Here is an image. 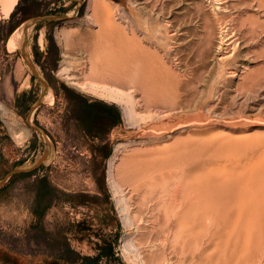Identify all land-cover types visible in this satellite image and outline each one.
I'll return each instance as SVG.
<instances>
[{
	"label": "rangeland",
	"instance_id": "obj_1",
	"mask_svg": "<svg viewBox=\"0 0 264 264\" xmlns=\"http://www.w3.org/2000/svg\"><path fill=\"white\" fill-rule=\"evenodd\" d=\"M100 2L114 32L93 0H19L8 17L0 0V264H62L66 242L85 256L107 247L101 264H264V0ZM135 46L178 79L143 81L130 120L105 87L127 83L92 63L121 67ZM42 179L52 192L38 215Z\"/></svg>",
	"mask_w": 264,
	"mask_h": 264
},
{
	"label": "bare ground",
	"instance_id": "obj_2",
	"mask_svg": "<svg viewBox=\"0 0 264 264\" xmlns=\"http://www.w3.org/2000/svg\"><path fill=\"white\" fill-rule=\"evenodd\" d=\"M18 1L19 0H1V3L3 4V6H4V10H5V13H6V16L8 17L10 14H11V12L13 11V9H14V7L17 5V3H18ZM93 2L95 3V8L97 9L96 10V14H95V21H99V22H101L102 20H103V24H102V27L103 28H105V30H109V31H113L115 28H116V24H115V19L113 18V12L111 11V9L107 6H105V8H99V7H102L103 6V4H102V6H101V2H100V0H93ZM105 3V2H104ZM262 3V2H261ZM105 5V4H104ZM110 32V33H111ZM114 32V31H113ZM210 34V33H209ZM231 35V34H230ZM26 36H27V34H26ZM42 36V35H41ZM231 37V36H230ZM235 38V37H234ZM239 38V37H238ZM204 39V38H203ZM232 39V38H231ZM229 40L228 41V43H226V44H232L233 45V43L235 44V41L234 40ZM236 39V38H235ZM240 39V38H239ZM18 41H19V43H21V45L23 44V41L24 40H21L20 41V39H19V37H18ZM61 41V40H60ZM64 41V40H63ZM225 41V40H224ZM236 41H238V40H236ZM41 42L43 43L44 42V39H43V36L41 37ZM41 43V44H42ZM224 43V42H223ZM237 43V42H236ZM238 44V43H237ZM236 46V45H235ZM136 47V46H135ZM227 47V46H226ZM234 47V46H233ZM220 49V48H219ZM233 50V49H232ZM237 50V49H236ZM234 51V50H233ZM129 54L127 55L128 57L125 59V61H122V62H124L123 64H122V66L120 67L119 66V62L118 63H116V61H117V59L115 60V61H113V60H111V59H109L108 60V62H105V64H103V60L102 59H100V57L98 56V58H95V60L93 61V63H92V67H94V72L96 71V72H100V73H104V72H106V71H108V69H109V67L111 66V69L113 70V77L118 81V82H126L127 84V86H128V89H123L122 87H120V86H118V85H116V84H114V86H110V87H108V86H105L107 89H108V92L110 91L111 92V94H110V96H109V98L111 99V100H113V101H121L120 103H122V101L123 102H125L126 103V114H128V118L131 120V117L134 115L133 113L135 112V105H136V98H135V95H134V91L136 90V89H143V88H145V87H143V81H146V80H159V81H164V79H166V81H167V79H178V78H176L174 75H173V72H171L172 70H171V68L169 67H167L166 65V63H162L161 65L160 64H158V63H155L154 61L155 60H152V56H151V54L149 53V51L148 50H144V49H141V48H131L130 49V51L128 52ZM231 54V53H230ZM234 56V55H233ZM232 56V57H233ZM227 57H229L228 55H227ZM29 58V57H28ZM31 58V57H30ZM176 58V57H175ZM235 58V57H234ZM115 59V58H114ZM136 59H138L139 61H140V63L141 64H143V65H141V66H144V65H147V66H145L146 67V73H144L142 70H141V67H140V69L138 70L139 71V73H138V71H137V68H136V66L137 65H140V64H138L137 62H139L138 60H136ZM29 61H30V59H28ZM136 60V61H135ZM28 61V62H29ZM120 61V60H119ZM31 62V61H30ZM143 62V63H142ZM180 62V61H179ZM134 63H136V64H134ZM30 64V66L34 69V71L35 72H37V68H35L34 67V65H33V63H29ZM164 64H166V65H164ZM68 69H69V67H64L63 69H62V71L66 74L67 72H68ZM142 69H144L143 67H142ZM142 71V72H141ZM95 72V73H96ZM142 74H141V73ZM188 72V71H187ZM230 73V72H229ZM105 74V73H104ZM231 74H233V73H231ZM96 75V74H95ZM98 75V74H97ZM176 75V74H175ZM196 75V74H195ZM111 76V77H112ZM67 77L69 78V79H71L72 80V82L71 83H74L75 85H77V86H79L80 88H88L89 87V85L91 84V82H88V81H85V82H80V81H78V80H76V77L74 76V75H71L70 73H68L67 74ZM183 77V76H182ZM201 77V76H200ZM184 78V77H183ZM190 78H192V77H190ZM112 80H113V78H112ZM115 80V81H116ZM156 82V81H155ZM171 82V81H170ZM94 83H97L98 84V82H94ZM93 83V84H94ZM103 83H105V82H103ZM102 83V84H103ZM106 84H108L109 85V83H106ZM166 84H167V86H169L170 84H172V82L169 84V80L166 82ZM95 85V84H94ZM105 85V84H104ZM111 85V84H110ZM164 85V84H163ZM171 87V86H170ZM161 88V87H160ZM163 88V87H162ZM95 89H96V86H95ZM94 89V90H95ZM106 89V90H107ZM172 89H173V87H172ZM152 89L150 88V91H151ZM155 90V89H154ZM98 91V90H97ZM145 91V90H144ZM166 91V90H165ZM169 91V90H168ZM99 92H101V91H99ZM109 92V93H110ZM152 92V91H151ZM107 93V92H106ZM155 93V92H154ZM104 94H105V92H104ZM160 94V93H159ZM156 95V94H155ZM107 97V96H106ZM157 97V96H156ZM108 98V97H107ZM167 99V98H166ZM153 101V100H152ZM171 102V101H170ZM178 102V101H177ZM166 103V102H165ZM179 103V102H178ZM4 104V103H3ZM2 103H0V108H2V109H6L5 107H4V105H3ZM177 104V103H176ZM179 105V104H178ZM167 107V106H166ZM176 108V107H175ZM175 108H172V109H175ZM179 110V109H178ZM4 111V110H3ZM137 115H138V113H137ZM127 118V117H126ZM14 127V126H13ZM27 133H29L28 132V130L26 129V128H24L23 130H19V131H16V129H15V131H14V136H16L18 139H21L22 137H24L25 136V134H27ZM16 138V139H17ZM23 139V138H22ZM21 139V140H22ZM47 145H48V153H47V155H49L50 154V151H51V149H52V144H51V141H47ZM51 154H52V151H51ZM111 162V166H110V169H109V175H110V179H112V183H113V185H114V187L116 188L115 189V191L117 192V191H120V185L117 183V181L115 180V178L113 177V175H114V168H115V162H114V160H111L110 161ZM119 200L120 201H124L123 200V197H121L120 196V198H119ZM124 202H126V201H124ZM122 203V202H121ZM122 204H124L125 205V203H122ZM123 206V205H122ZM123 208H127V207H125V206H123ZM122 209V208H121ZM124 210V209H123ZM124 212V211H123ZM126 214H128L129 212H128V210L125 212ZM178 213V212H177ZM176 213V214H177ZM187 213V212H186ZM175 214V213H174ZM175 214V215H176ZM188 214V213H187ZM186 214V216H188ZM129 215V214H128ZM179 215L177 214L176 216H175V221H176V219L178 220V219H181V218H179L178 217ZM183 216V215H182ZM181 216V217H182ZM185 216V217H186ZM176 217H178V218H176ZM185 217L183 216V218L185 219ZM126 218V220L128 221V223H130V216H126L125 217ZM197 218V217H196ZM186 219H189L188 217H186ZM195 220H197V219H195ZM174 222V221H173ZM178 222H181V221H176V222H174L175 223V225H178L179 227H180V229L178 230V236L180 235V236H182V234L183 235H185L186 233H187V230H186V227H183L184 225H180ZM176 223H178V224H176ZM193 225V224H192ZM187 228H189V227H187ZM177 232V231H176ZM191 233V232H190ZM197 233V232H196ZM176 235V236H177ZM179 236V238H182V237H180ZM197 236H198V234H197ZM186 237V236H185ZM187 239V238H186ZM199 239V238H198ZM135 240V239H134ZM184 240V239H183ZM196 241V240H195ZM189 242V241H188ZM193 242V241H192ZM183 243H184V241H183ZM194 243V242H193ZM185 244V243H184ZM184 244H183V246H184ZM124 250L127 252V253H134V251H136L135 249H138L139 250V247L137 246V244H135V242H132V241H128V242H126L125 244H124ZM137 253H139V256H140V251H138ZM138 255V254H137ZM139 256H138V258H139ZM136 257V256H135ZM158 257H159V255H158ZM162 258V257H161ZM188 257L186 256V258L185 259H187ZM137 259V258H136ZM135 261V260H134ZM141 261L143 262V264H147L146 263V261L144 260V259H141ZM134 264H137V263H134ZM182 264H186V261L185 260H183V262H182Z\"/></svg>",
	"mask_w": 264,
	"mask_h": 264
},
{
	"label": "trees",
	"instance_id": "obj_3",
	"mask_svg": "<svg viewBox=\"0 0 264 264\" xmlns=\"http://www.w3.org/2000/svg\"><path fill=\"white\" fill-rule=\"evenodd\" d=\"M23 174V173H22ZM43 187L41 186L38 193V208L36 209L37 214L41 215V206L44 199L52 192L51 187L46 184V179L41 180ZM61 250L58 255H55L56 260L60 259L63 261L62 264H101L102 258L104 256L110 255L111 250L107 247H102L101 252L96 256L91 255H81L78 251H76L73 247L69 245V243H64V245L60 246ZM54 264V262L52 263Z\"/></svg>",
	"mask_w": 264,
	"mask_h": 264
},
{
	"label": "crops",
	"instance_id": "obj_4",
	"mask_svg": "<svg viewBox=\"0 0 264 264\" xmlns=\"http://www.w3.org/2000/svg\"><path fill=\"white\" fill-rule=\"evenodd\" d=\"M10 131L0 114V162H4L5 152L9 146Z\"/></svg>",
	"mask_w": 264,
	"mask_h": 264
},
{
	"label": "water",
	"instance_id": "obj_5",
	"mask_svg": "<svg viewBox=\"0 0 264 264\" xmlns=\"http://www.w3.org/2000/svg\"><path fill=\"white\" fill-rule=\"evenodd\" d=\"M27 26V24L25 25ZM25 44H26V36H25V39L23 41V44L21 45V51L25 57V59H27V61H29L28 59V54H27V51H26V47H25ZM29 63H31L29 61ZM51 153V151H50ZM52 156V155H51ZM46 159H47V155L45 154L43 157H41L37 162L33 163L32 165H27V166H21V167H17L13 172L12 174H15V173H24V172H28V171H31L33 170L34 168L38 167L39 165L41 164H45L46 162ZM3 181L0 182V187L2 185Z\"/></svg>",
	"mask_w": 264,
	"mask_h": 264
}]
</instances>
